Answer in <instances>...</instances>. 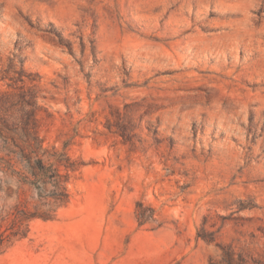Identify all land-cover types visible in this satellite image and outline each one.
<instances>
[{
    "label": "rangeland",
    "instance_id": "rangeland-1",
    "mask_svg": "<svg viewBox=\"0 0 264 264\" xmlns=\"http://www.w3.org/2000/svg\"><path fill=\"white\" fill-rule=\"evenodd\" d=\"M9 63L84 164L0 264H264V0H0Z\"/></svg>",
    "mask_w": 264,
    "mask_h": 264
},
{
    "label": "trees",
    "instance_id": "trees-1",
    "mask_svg": "<svg viewBox=\"0 0 264 264\" xmlns=\"http://www.w3.org/2000/svg\"><path fill=\"white\" fill-rule=\"evenodd\" d=\"M0 79H7L8 86L20 89L18 100L0 91L1 248L26 237L31 221L56 218L59 209L70 200L71 177L84 162L70 155L68 141L60 147L44 144L36 119L37 95L24 88L25 80L33 78L22 64L15 68L9 63ZM17 82L21 84L17 86ZM153 212L151 206L137 201L138 225L154 220Z\"/></svg>",
    "mask_w": 264,
    "mask_h": 264
}]
</instances>
